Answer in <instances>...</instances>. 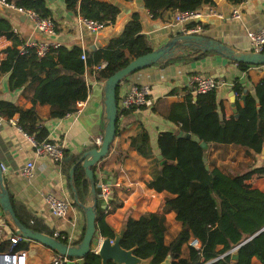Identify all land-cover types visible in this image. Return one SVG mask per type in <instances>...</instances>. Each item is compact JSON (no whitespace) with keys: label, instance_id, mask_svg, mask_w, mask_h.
I'll return each instance as SVG.
<instances>
[{"label":"crops","instance_id":"0c3cea01","mask_svg":"<svg viewBox=\"0 0 264 264\" xmlns=\"http://www.w3.org/2000/svg\"><path fill=\"white\" fill-rule=\"evenodd\" d=\"M116 4L120 11L115 20L99 31H90L80 23L79 15L69 11L63 0H46L55 22V33L47 36L37 31L32 21L14 8L0 1V16L8 19L18 37L24 42L46 40L68 48L80 47L85 54L109 46L112 40L121 35L125 25L134 13L139 15L141 33L146 36L149 46L154 49L171 37L187 34V25L192 22H176V11L164 10L159 17H152L143 0H99ZM201 17L194 20L200 23L202 34L235 49L247 51L252 48L246 32L264 26V0H243L233 4L227 0H214L213 5L204 4L198 9ZM237 11L239 17H234ZM199 25V24H198ZM12 41L0 36V63L7 57V48ZM188 48L187 51H190ZM195 73L213 76L220 81L215 89L218 111L228 118L235 114L232 104L242 105L243 99L237 96L234 102L233 84L239 81L246 91L264 77V65L250 66L243 71L236 62L210 51L197 60L187 64H169L164 67L152 65L137 70L118 88V102L130 84L144 85L152 99L150 107L132 109L117 119L118 133L110 145L108 155L98 162L97 187L102 182L110 183L112 194L108 204L102 203L104 220L114 230L119 231L129 215L138 218L145 212H161L166 192H157L147 186L155 168L154 160L159 158L157 134L162 131L175 132L179 129L176 116L189 113L192 103L185 98L193 93L191 76ZM87 98L79 101L75 112L62 118H51L48 105H36L40 125L48 130L47 140L57 141L63 146V160L55 163L46 154H37L29 135L17 124L0 116V163L10 200L19 218L45 233L55 230L65 233L71 243L79 241L85 224L84 212L74 202L71 188L70 170L79 156L96 145L103 134L105 121L103 104L104 79L97 76L95 66L86 69ZM9 73L0 74V99L12 101L23 108L33 106L32 86L26 82L15 89L9 87ZM182 103L177 111L173 105ZM194 107V104H193ZM18 115L14 116L17 120ZM142 127L150 134L151 155L141 156L131 147L130 139ZM182 131V130H181ZM207 166L218 167L228 174H242L254 168L264 167V145L260 152L232 144H209L206 148ZM27 161L33 163V174L23 176L20 169ZM247 183L264 192V174L253 175ZM52 195L70 203L66 218H58L50 212L47 196ZM91 204V196L85 205ZM167 222V241L175 235L179 224L174 212L165 214ZM0 224L3 225L2 239L8 240L14 228L0 207ZM28 251L27 264H48L56 255L45 245L24 241ZM81 258L69 259L62 264H81ZM254 264H260L253 258Z\"/></svg>","mask_w":264,"mask_h":264},{"label":"trees","instance_id":"16d2710c","mask_svg":"<svg viewBox=\"0 0 264 264\" xmlns=\"http://www.w3.org/2000/svg\"><path fill=\"white\" fill-rule=\"evenodd\" d=\"M3 1L16 8L33 10L40 17L52 18L46 0ZM63 1L69 11L107 25L115 20L120 11L116 4L107 1ZM227 1L238 4L243 0ZM143 3L152 17L156 18L164 10L193 11L204 4L213 5L214 0H143ZM198 24L200 25L192 21L187 27H195ZM1 35L10 39L12 45L7 48V57L0 63V74L9 73L11 89L19 88L28 82L32 86L30 98L33 106L23 108L12 101L0 99V116L10 120L18 115L16 124L38 143L47 141L48 130L40 125L36 105H48L49 116L56 119L75 112L77 102L85 100L89 92L84 75L87 68L98 65L103 60L107 61L106 66L97 71V76L105 80L135 57L152 49L146 36L141 33L137 13L133 14L121 35L114 38L109 46L87 52L84 60L81 58L83 50L78 46L68 48L58 45L43 56H38L34 48H28L21 53L19 46L24 41L18 37L11 22L2 16ZM187 49L170 60L154 65L164 67L175 63L187 64L210 52ZM261 51L264 52V45ZM237 65L243 71L250 66H256L246 63ZM118 88L119 85V107ZM232 89L240 99L245 87L235 81ZM245 95L242 105L237 102V116L232 114L228 118L219 114L215 90L187 95L185 101L192 103V106L188 114L176 116V123L179 124L180 130L190 133L191 137L177 136L172 131L157 134L160 157L155 158V168L147 182L149 188L169 195L165 197L161 212L149 211L138 218L129 215L125 218V231L120 241L123 248L134 247L135 255L149 258L152 264H159L167 258L170 259V264H254L253 258L264 264V192L247 183L253 175H263L264 167L254 168L242 174H228L218 167L207 166L206 149L201 146L203 141L207 146L232 144L255 152L262 150L264 77L254 86L253 91L248 90ZM180 106L182 103L174 104L173 111H177ZM130 110L132 109H119L118 117ZM118 131L117 124L116 134ZM150 138L148 130L142 127L131 137L130 145L139 155L149 157L152 153ZM162 160L166 162L160 164ZM96 167L97 165L92 166L97 184ZM71 183L79 203L85 205L91 195L89 181L81 162L76 163ZM96 192V229L102 237L112 238L115 231L104 220V209L97 186ZM168 212H174L175 220L179 224V229L169 241L165 238L168 228L165 214ZM17 217L19 218L18 215ZM9 224L11 225L10 222ZM194 239L198 240L199 247L191 244ZM9 244V239L0 237V252L9 250ZM239 244L241 245L236 248ZM16 248L25 249L26 244L20 242ZM54 253L56 256H62L55 251ZM233 253H237L235 259L232 258ZM81 264H101V259L96 252L91 251L82 258ZM108 264L115 263L109 261Z\"/></svg>","mask_w":264,"mask_h":264},{"label":"water","instance_id":"95a60500","mask_svg":"<svg viewBox=\"0 0 264 264\" xmlns=\"http://www.w3.org/2000/svg\"><path fill=\"white\" fill-rule=\"evenodd\" d=\"M186 48H192L193 50H199L200 52L213 51L237 63L264 65V52L262 51L254 50V48L247 51L238 50L202 34L191 33L171 37L161 46L151 49L149 52L132 59L125 67L115 71L104 80L103 104L105 121L101 142L97 147L84 151L76 161V163L81 162L85 171V176L89 181L91 204L83 205L79 203L77 193L70 182L73 190L74 202L83 209L85 217L84 231L81 239L76 243H68L67 241H63L52 234L38 231L26 226L17 217L14 211L8 189L5 185L3 169L0 163V207L3 213L7 216L8 221L13 226L15 234L21 236L22 238H26L27 240L37 241L62 256L82 259L86 254L92 251L91 244L93 239L99 235L98 230L96 229L97 184L92 166L97 165L99 161L108 155L110 145L116 134L119 111L117 104V87L120 83L126 82L128 77L137 70L150 67L158 62L170 60L179 53H183ZM245 92L246 89H244V94L241 96L243 100L246 96ZM235 98V95L231 96L233 102ZM232 107L236 112L235 103L232 104ZM235 116H237V114H235ZM174 133L177 136H185L186 138L191 137L190 133H184L181 130H176ZM201 146L205 149L207 148V144L203 141L201 142ZM165 162L166 160H162L160 164ZM76 163L72 166L69 172L70 181H72ZM124 231L125 226L122 225L119 231H115L112 238H102L96 252L101 259V264H108L109 261H112L115 264H152L150 263L149 258H141L135 255L134 247L125 249L121 246L120 241L123 237ZM240 245L241 244L236 246V248ZM236 257L237 253H233L232 258L235 259ZM159 264H170V259L167 258Z\"/></svg>","mask_w":264,"mask_h":264},{"label":"built area","instance_id":"2783aa9c","mask_svg":"<svg viewBox=\"0 0 264 264\" xmlns=\"http://www.w3.org/2000/svg\"><path fill=\"white\" fill-rule=\"evenodd\" d=\"M3 4L16 9L20 13L27 16L33 23L34 28L42 34L47 36L53 35L55 33V22L50 17H40L36 12L30 9H22L16 8L12 4H8L3 0H0ZM234 17H239L237 11H233ZM201 17L200 11H177L174 15V20L176 22H190L194 21ZM79 21L82 23L87 30L90 31H99L107 24L103 22H99L97 20L87 19L82 16H79ZM202 28L200 25H196L195 27L188 28L186 31L191 34H197L201 32ZM247 38L250 41V44L254 50L261 51L264 45V26L254 29L248 30L246 32ZM58 44L52 43L46 40H38L31 42H23L22 45L19 46V50L21 53L25 52L28 48H34L38 56L45 55L51 48L57 47ZM81 58L86 59V54L83 51L81 53ZM107 64V61L103 60L98 65H95V70H100L104 68ZM191 83L194 94H204L215 90L219 85L220 81L213 76L206 74L195 73L191 76ZM148 89L144 85L132 83L120 98L119 101V109L120 110H129V109H138L140 107H150L152 105V99L148 95ZM235 96L238 97L236 93ZM79 107V103L76 104V108ZM11 123L16 124V121L12 118L9 120ZM101 138L99 137L97 140V146L101 142ZM31 140L34 151L37 154H46L50 157L52 161L55 163H61L63 160V146L61 143L57 141H43L38 143L32 136H29ZM33 163L31 161H27L25 165L20 169V172L23 176L30 177L33 174ZM112 190L111 184L102 182L99 184V198L102 200L103 204H108L109 199L111 197ZM47 205L50 209V212L58 218H66L70 211V203L61 198H57L55 196L49 195L46 198ZM3 233V225L0 224V237H2ZM53 236L60 238L62 240L71 243V238L65 233L59 232L55 230L53 232ZM101 235H97L91 244V250L97 252L100 242L102 240ZM10 244L9 250L0 252V264H27L28 251L23 248H16V246L20 242L27 241L26 238H22L17 234H12L9 236ZM191 244L195 247H199L198 240L194 239L191 241ZM69 258L67 256H55L48 264H62L68 261Z\"/></svg>","mask_w":264,"mask_h":264}]
</instances>
